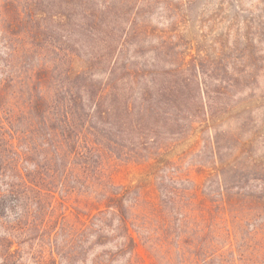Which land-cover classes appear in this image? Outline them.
Returning <instances> with one entry per match:
<instances>
[{"label":"trees","instance_id":"obj_1","mask_svg":"<svg viewBox=\"0 0 264 264\" xmlns=\"http://www.w3.org/2000/svg\"><path fill=\"white\" fill-rule=\"evenodd\" d=\"M38 1L24 7L0 0L1 264H264L258 240L264 226L251 216L260 199L247 197L251 219H240L243 224L210 216L205 200L199 214L190 206L195 186L184 185L190 177L181 172V159L170 157L198 114L213 123L203 101L190 95L198 82L184 77L186 63L161 75L140 68L125 53V41L139 28L125 33L104 78L91 72L103 54H92L89 68L68 53L69 60H50L55 50L26 42L44 33L18 31ZM110 3L105 11H112ZM3 15L8 30L1 28ZM213 133L211 154L221 170L215 164L208 174L218 189L211 201L224 208L230 200L223 185L231 183L225 170L240 167L219 160ZM120 162L148 168L153 196L146 185L114 183ZM233 195L238 202L246 194ZM248 236L251 242L240 244ZM138 242L147 263L137 257Z\"/></svg>","mask_w":264,"mask_h":264},{"label":"rangeland","instance_id":"obj_2","mask_svg":"<svg viewBox=\"0 0 264 264\" xmlns=\"http://www.w3.org/2000/svg\"><path fill=\"white\" fill-rule=\"evenodd\" d=\"M20 1L24 7L31 4V0ZM106 2L113 5L111 12L105 11ZM3 16L1 28L8 30L9 19ZM22 17L26 20L18 31L44 33L37 41L27 38L26 42L55 50L50 60H69L68 53L79 59L78 66L89 68L92 54L105 55L103 60L93 61L98 66L91 72L98 79L105 77L116 59L125 33L136 28L138 35L125 41V53L140 68L161 75L185 62L189 71L184 77L198 82L196 94L190 91V95L203 101L202 108L215 124L209 125L198 114L193 131H186L188 136H183L180 147L170 155L181 159V172L190 177V183L184 185L188 189L195 186L197 199L190 206L200 214L205 200L210 216L243 224L240 219H251L247 197L253 194L260 201L251 216L258 215L256 226H264V0H39L33 7V20ZM3 46L1 43L0 72ZM192 63L197 64L198 72H193ZM216 131L217 157L240 167L225 170L231 183L223 185L230 200L224 208L212 203L218 189L215 178L208 177L215 174L211 170L215 164L216 171L221 170L211 154L210 135ZM149 173L146 166L120 162L112 170V179L120 186L146 185L153 196L152 176L146 177ZM237 178L241 182L235 183ZM235 193L246 195L235 202ZM251 239L248 236L240 244ZM258 240L264 244V239ZM137 257L148 262V251L140 242Z\"/></svg>","mask_w":264,"mask_h":264}]
</instances>
